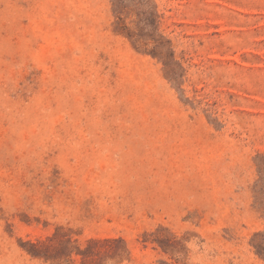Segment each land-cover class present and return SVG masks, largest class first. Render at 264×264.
<instances>
[{"label":"rangeland","instance_id":"374dc122","mask_svg":"<svg viewBox=\"0 0 264 264\" xmlns=\"http://www.w3.org/2000/svg\"><path fill=\"white\" fill-rule=\"evenodd\" d=\"M0 264H264V0H0Z\"/></svg>","mask_w":264,"mask_h":264},{"label":"trees","instance_id":"16d2710c","mask_svg":"<svg viewBox=\"0 0 264 264\" xmlns=\"http://www.w3.org/2000/svg\"><path fill=\"white\" fill-rule=\"evenodd\" d=\"M34 247H36V246H34Z\"/></svg>","mask_w":264,"mask_h":264}]
</instances>
